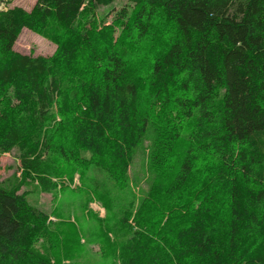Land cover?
Returning a JSON list of instances; mask_svg holds the SVG:
<instances>
[{
  "label": "trees",
  "instance_id": "obj_1",
  "mask_svg": "<svg viewBox=\"0 0 264 264\" xmlns=\"http://www.w3.org/2000/svg\"><path fill=\"white\" fill-rule=\"evenodd\" d=\"M112 1L0 9V152L22 175L0 180V264H62L20 191L30 177L49 190L62 164L91 163L126 187L155 124L146 188L117 219L118 264H264V0H127L116 23L140 50L87 25ZM47 26L54 54L14 49Z\"/></svg>",
  "mask_w": 264,
  "mask_h": 264
},
{
  "label": "rangeland",
  "instance_id": "obj_2",
  "mask_svg": "<svg viewBox=\"0 0 264 264\" xmlns=\"http://www.w3.org/2000/svg\"><path fill=\"white\" fill-rule=\"evenodd\" d=\"M35 2L36 0H0V9L20 6L30 11ZM123 6L129 8L131 5L127 0H113L108 5L98 6L90 19L92 23H86L91 25L99 38L106 34L112 42L117 40L122 46H132V50L137 47L140 50L142 47L136 45L133 38L120 33L116 23L118 12ZM58 35V30L51 26L40 30L23 28L14 49L26 54L50 56L57 50L58 42L55 37ZM166 38L167 35L164 39ZM140 56L144 66L152 53L145 51ZM89 62L78 56L77 65L82 66L81 77L86 73L87 76L91 74L93 68ZM69 77L68 86L75 80L74 76ZM155 127L156 124L154 130ZM154 130L150 129L143 142L134 150L128 172L129 184L126 187L115 184L105 171L91 163L80 166L72 162L62 164L58 174L50 178L54 186L49 190H44L34 177H30L21 186L20 191L26 195L30 205L46 215L49 231L54 237L52 241L63 258L62 264H118L112 248L124 234L120 232L117 219L131 197L130 192L139 197L146 188ZM16 154L15 150L0 152V180L5 185L15 186L21 179ZM82 154L88 156L86 152Z\"/></svg>",
  "mask_w": 264,
  "mask_h": 264
}]
</instances>
